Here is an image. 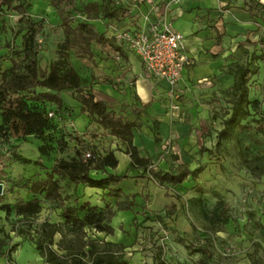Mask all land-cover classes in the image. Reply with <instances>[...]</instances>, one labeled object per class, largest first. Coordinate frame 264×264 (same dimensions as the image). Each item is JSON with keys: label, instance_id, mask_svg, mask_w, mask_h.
Masks as SVG:
<instances>
[{"label": "rangeland", "instance_id": "1", "mask_svg": "<svg viewBox=\"0 0 264 264\" xmlns=\"http://www.w3.org/2000/svg\"><path fill=\"white\" fill-rule=\"evenodd\" d=\"M89 1L95 0L85 3L78 0L72 14L84 19ZM24 2V15L9 10L0 13V72L10 66V58L16 56L14 50L22 47L27 17L41 26L36 36L39 67L49 70L51 64L60 69L71 66L80 76V87L63 90L62 106L49 121L42 138L24 135L22 124L17 120L1 125L0 109V204H13L20 197L29 198L31 194L19 187V183L44 171L33 161L41 158L42 164L48 168L54 158L68 157L75 144L71 139L74 135L85 142L84 146L80 145L82 156L87 151L91 152L90 147L98 151L124 149V143L107 134L92 116L79 112L77 98L88 94L93 84H109L115 90L125 88V84L133 83L129 74L131 67L139 62L131 52L132 55L127 54L129 57L117 58L97 46H93L92 61L77 59L73 52L64 50L60 19L49 0ZM115 2L129 7L128 16L111 21L89 20L107 36L116 37L126 25H135L140 10L144 8L143 23L147 26L142 29L152 24H165L180 31L179 23L188 19L189 31L180 32L187 42L192 44L194 41L200 46V52L208 57H213L210 45L220 42L223 34L231 39L228 45L225 41V53L218 58L222 63L217 73L193 83L194 88L206 90L186 94L178 82L175 96L163 93L154 108L139 105L132 92L130 104L127 101H108L113 110L133 122V130L140 138L146 133V137L153 141L152 145L143 144V149L153 148L148 157L155 168L175 172L185 164L192 173L180 184L171 186L156 183L139 170L126 171V168L120 171V174L126 171L128 178L116 186L125 194H133L135 205L131 210L118 211L113 216L110 222L114 228L112 235L92 230L87 232L88 235L123 243L127 264H201L199 259L204 250L209 252L210 264L264 262V131L255 129L254 120L259 118V114L252 103L256 100L258 110L264 109V0H221L222 3L211 8L206 7L204 0ZM228 11L234 19L223 17ZM187 14L193 15L192 18ZM243 21L251 22L254 33L247 34L241 44L232 40L236 36L231 27L242 26ZM221 31L223 33H219ZM198 62L195 57L194 64ZM236 64L245 65L248 69L245 87L249 112L240 123L250 124L252 129L234 127L230 134H220L222 121L231 111L229 100L233 83L232 80L227 85L224 75L229 67ZM135 72L139 73L133 75L136 76L134 80L142 74L138 70ZM142 75L151 78L147 74ZM40 90L37 88L36 92ZM21 96L29 107L47 108L45 102L33 99L32 92ZM173 104H177L176 110L172 108ZM132 107L137 111H132ZM79 119L85 122L84 129L77 126ZM161 124L166 125L163 131L159 129ZM42 144L48 148L46 155L38 150ZM91 175L97 177L102 174L91 171ZM60 184L62 194H67L68 203L73 204L77 196L73 184L65 181ZM105 192L98 189L85 196L89 198L88 202L101 206L105 201L114 200ZM81 202L78 199V203ZM60 212L43 203L41 211L31 219V230L44 220H62ZM12 226L26 229L27 223L18 222L12 214L5 218L4 211L0 210V228L9 234V245L18 243L9 259L0 257V264H44L30 237L16 234V230H11ZM4 233L0 232V237ZM58 237L56 234L55 239Z\"/></svg>", "mask_w": 264, "mask_h": 264}, {"label": "trees", "instance_id": "2", "mask_svg": "<svg viewBox=\"0 0 264 264\" xmlns=\"http://www.w3.org/2000/svg\"><path fill=\"white\" fill-rule=\"evenodd\" d=\"M24 1L0 0V13L9 10L24 15L26 13ZM82 1L85 3L87 0ZM77 2L78 0H49V4L55 9L60 19V27L64 35V50L73 52L77 59L86 62L93 60V46L109 54L121 53L125 48L124 41L117 40L115 36H105L89 20H118L128 16V8L116 4L115 0L89 1L84 12L85 18L78 19L72 14L76 10ZM26 21L27 29L23 34L21 49L14 50L13 53L16 56L10 58V66L0 72L1 125L17 120L22 124L24 135L32 134L36 138H42L51 120L45 117L47 108L53 106L56 113L62 106L61 93L65 89L79 88L80 76L71 66L60 69L51 64L49 70L39 67L36 59L38 47L36 36L41 26L35 25L27 17ZM227 73L233 77L229 100L231 111L223 119V128L219 133L228 135L234 127L250 130L252 126L240 123V120L249 112L245 87L247 66L236 64L234 67H229ZM37 88L41 90L36 92ZM26 92H32L33 99L45 102L47 108L38 110L29 107L25 98L21 96ZM11 95L17 96L11 98ZM77 100L80 113H88L107 134L124 143L125 147L121 151L129 158L126 171L139 170L142 175H147L146 177L154 182L171 186L180 184L192 173L185 164L175 172L155 168L150 158L140 156L137 147L133 144V122L113 110L110 103L95 100L91 93L81 94ZM252 103L256 113L259 114V118L254 120L255 129L264 131V109L258 110L256 100ZM132 111L137 110L132 107ZM14 128L16 129V126ZM71 139L75 141V144L72 151L68 153V157L54 158L48 168L42 164L41 158L33 161L34 165L44 171L35 178L29 177L24 183H19V187L25 188L31 194L29 198L20 197L14 200L13 204L1 203L0 210L4 211L5 218L12 214L18 222L27 223L26 229L12 226L11 230H16L18 235L30 237L44 264H127L126 247L123 243L104 238H91L87 232L92 230L112 235L114 228L110 222L113 216L118 211L133 208L135 196L123 193L116 186L128 178V175L126 171L121 174L108 171V168L114 169L118 163L113 149L98 151L90 147V155L85 157L80 150V145L84 146L85 142L77 135ZM38 150L42 155L48 153V148L44 144L38 146ZM91 171L100 172L102 175L92 176ZM61 181L74 185L82 183L85 186L106 191V195L114 200L113 202L105 201L103 205L98 206L88 201L78 203V198L74 197V203L70 204L67 201L68 195H63L61 192ZM43 203L52 205V209H59L62 220H44L31 230V219L41 211ZM0 232L4 233V230L0 228ZM56 234L59 235L58 239H55ZM9 240L8 233L0 237V257L5 256L9 259L10 253L18 245V243L9 245ZM208 258L209 252L204 250L199 262L210 264Z\"/></svg>", "mask_w": 264, "mask_h": 264}, {"label": "crops", "instance_id": "3", "mask_svg": "<svg viewBox=\"0 0 264 264\" xmlns=\"http://www.w3.org/2000/svg\"><path fill=\"white\" fill-rule=\"evenodd\" d=\"M204 1H205V4L207 5L206 6L207 8L216 7L218 6V3H222L221 0H204ZM140 11H141L139 13L140 15H138V19L135 22V25H131V26L126 25L125 29H129V30L142 29L141 27L147 26L143 23L145 19L144 14L146 13L145 9L142 8V10ZM187 15L188 17H190V19L193 16L189 14ZM223 17L227 19H234V16H232L229 11L226 12L223 15ZM220 25H221V21H220ZM241 25L242 26H232L231 31H233V35L236 36V38L233 37L232 40L233 41L236 40L238 42L240 41L239 43L243 44L244 42L241 40H244L247 34L254 33L253 31L254 26L251 24L250 21H243L241 22ZM178 27L179 29H181L180 31L182 32L184 31V33L189 31L190 29L189 20L186 19L185 21L179 23ZM219 33H223V32L221 31ZM229 39H231L229 36L227 37L223 34L220 42L212 43L210 45V53L213 57H208L207 55H204L203 53L200 52L201 47L198 46L194 41L192 44H190L189 42H187L188 40L185 38L184 50H185V53L189 57L192 58L193 63L191 65L184 67L181 73V77L178 81L179 87L181 88L183 93L185 92L186 94H189L191 93V91L206 90V88H200V87L194 88L193 83L203 79L204 76H207V75L213 76L214 73H217L218 68L220 67V64L222 63V60H219L218 58L224 55L225 53L224 47L226 46V43L227 45L229 44L228 42ZM127 54L129 55L131 53L126 48H124L123 51H121V53L116 52L115 54H111V55H116L115 57L117 58H120V56L129 57L127 56ZM195 57L197 58V61H199L197 64H194ZM131 69L132 70L129 76L133 79V83L131 82V84L130 83L125 84L124 86L125 88L123 89L121 88L120 90H115L109 84H105V83L100 84V85L93 84L91 90H89L88 93H91L94 96L95 100H103L106 102H108L109 100H112L114 102L127 101L130 104L129 97L132 92L133 96L136 98V102L139 105H142V106L148 105V107H151V108L157 107L159 102L156 100H158L161 97V95L165 93V90H166L165 83L163 81H154L151 78L143 76L142 74H146V73L144 72L143 66L140 61L137 62L135 66H132ZM137 70L141 71L142 74L141 76L137 77L134 80V77L136 76H133V75H136L137 73H139V72H135ZM224 76L225 78L224 77L223 78L227 81L226 83L228 85L229 82L233 80V77L229 73L225 74ZM209 83H211V81H209ZM99 90H102V92H99ZM84 123L85 122L82 119H79V121L77 120V126L79 127V129H84L83 127ZM80 125H81V128H80ZM159 129H161V131H163V129L165 130L166 125L161 124ZM143 131H146V129H144ZM144 134L145 135H142V138H140L137 132L133 130V144L137 147L140 156L148 157L153 152V148L152 150L149 147H148L149 149L148 148L143 149L144 148L143 144L152 145L153 141H151L149 138L146 137V133ZM114 155L116 156L118 160L117 166L114 169L108 168V171L114 173V170H115V171H118L115 173L120 174V171L125 170L127 168L129 158L121 150H114ZM73 187L75 188V192L77 195L76 197H78V199H81L83 202L89 201V198H87L85 194L88 195V193H93L95 190H98L93 187L85 186L82 183H79L77 185L73 184ZM91 204H95V202H92ZM116 214H118V212Z\"/></svg>", "mask_w": 264, "mask_h": 264}, {"label": "built area", "instance_id": "4", "mask_svg": "<svg viewBox=\"0 0 264 264\" xmlns=\"http://www.w3.org/2000/svg\"><path fill=\"white\" fill-rule=\"evenodd\" d=\"M116 38L124 41L125 48L136 55L149 77L165 83L167 95L175 96L182 70L193 63L185 53V37L179 30L170 25L152 24L145 29L122 30ZM172 108L176 110L177 104ZM55 114L53 106H49L45 117L53 118ZM89 155L87 151L85 157Z\"/></svg>", "mask_w": 264, "mask_h": 264}, {"label": "water", "instance_id": "5", "mask_svg": "<svg viewBox=\"0 0 264 264\" xmlns=\"http://www.w3.org/2000/svg\"><path fill=\"white\" fill-rule=\"evenodd\" d=\"M1 186V185H0Z\"/></svg>", "mask_w": 264, "mask_h": 264}]
</instances>
